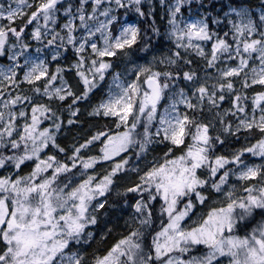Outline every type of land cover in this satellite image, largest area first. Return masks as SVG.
I'll return each mask as SVG.
<instances>
[{
  "label": "snow or ice",
  "instance_id": "snow-or-ice-1",
  "mask_svg": "<svg viewBox=\"0 0 264 264\" xmlns=\"http://www.w3.org/2000/svg\"><path fill=\"white\" fill-rule=\"evenodd\" d=\"M0 264H264V0H0Z\"/></svg>",
  "mask_w": 264,
  "mask_h": 264
},
{
  "label": "trees",
  "instance_id": "trees-1",
  "mask_svg": "<svg viewBox=\"0 0 264 264\" xmlns=\"http://www.w3.org/2000/svg\"><path fill=\"white\" fill-rule=\"evenodd\" d=\"M253 3L254 4H258L259 3V0H253ZM94 247H95V245H94Z\"/></svg>",
  "mask_w": 264,
  "mask_h": 264
},
{
  "label": "rangeland",
  "instance_id": "rangeland-1",
  "mask_svg": "<svg viewBox=\"0 0 264 264\" xmlns=\"http://www.w3.org/2000/svg\"><path fill=\"white\" fill-rule=\"evenodd\" d=\"M96 246H97V245H95V247H96ZM99 247H101V248H102V247H104V245H99Z\"/></svg>",
  "mask_w": 264,
  "mask_h": 264
}]
</instances>
